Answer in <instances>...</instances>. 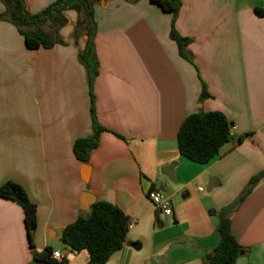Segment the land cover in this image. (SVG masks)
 <instances>
[{
  "label": "crops",
  "instance_id": "1",
  "mask_svg": "<svg viewBox=\"0 0 264 264\" xmlns=\"http://www.w3.org/2000/svg\"><path fill=\"white\" fill-rule=\"evenodd\" d=\"M24 1L38 14L56 0ZM181 1L175 30L191 39L190 60L171 38L172 15L150 0L95 4L92 103L79 58L88 38H75L78 13H65L63 44L31 50L1 18L0 0V187L20 184L37 209L31 249L22 208L0 197V264H47L33 259L47 248L60 252L58 264H87L88 252H73L61 233L98 201L129 218L123 247L105 264H203L220 241L211 210H229L244 248L237 264H264V0ZM202 83L211 97L200 103ZM198 111L221 112L233 127L205 165L182 157L177 139ZM94 119L105 131L85 181L73 146L94 134ZM172 163L175 182L162 173ZM152 189L171 198L172 215L155 210ZM85 192L95 198L87 208Z\"/></svg>",
  "mask_w": 264,
  "mask_h": 264
},
{
  "label": "trees",
  "instance_id": "2",
  "mask_svg": "<svg viewBox=\"0 0 264 264\" xmlns=\"http://www.w3.org/2000/svg\"><path fill=\"white\" fill-rule=\"evenodd\" d=\"M112 0H56L38 14H31L24 0H1L5 6V13L1 18H8L18 28L25 39L28 49H51L56 44H63L58 32L68 24L67 11L78 13L75 38L81 35L88 38L86 50L80 54V61L89 74V84L92 95V87L98 76V61L95 54L94 39L97 32L94 6L97 2L108 3ZM136 2L138 0H127ZM163 12L172 15L171 38L176 41L180 55L190 60L187 48L192 42L189 38L181 37L175 30V22L179 16L181 0H150ZM262 15L261 10H256ZM202 93L199 102L210 98L206 86L202 83ZM92 103L94 102L93 95ZM231 124L221 112L204 113L198 111L188 116L178 132L179 153L182 157L195 163L205 165L216 158L221 148L231 139ZM105 131L94 119V134L91 137L78 139L73 146V152L77 160L83 164L89 162L90 155L99 145L100 134ZM120 137V136H119ZM246 136L240 137L243 141ZM122 138V137H120ZM263 176V175H261ZM251 179L248 188L240 200L252 190L260 177ZM0 197L16 202L23 210L24 223L31 249H34L33 235L37 227V209L25 189L18 183L9 181L0 187ZM212 215L219 218L217 232L219 244L209 251L203 264H237L244 252V248L238 243L231 230L229 210L216 212L211 210ZM129 228V218L117 206L104 201H98L93 205L92 214L87 218H79L73 224L62 231V242L71 248L73 252L86 251L89 254L87 264H105L119 251L126 240ZM52 249L45 252L33 253V259L47 264H58L52 258ZM60 264H64L61 262Z\"/></svg>",
  "mask_w": 264,
  "mask_h": 264
},
{
  "label": "built area",
  "instance_id": "3",
  "mask_svg": "<svg viewBox=\"0 0 264 264\" xmlns=\"http://www.w3.org/2000/svg\"><path fill=\"white\" fill-rule=\"evenodd\" d=\"M233 130L231 127L230 133ZM147 198L151 201L155 210L158 213L164 215H172L173 214V206L172 201L169 196H167L162 190L160 189H152L147 193ZM52 258L55 260H61L62 256L60 252H55L52 254Z\"/></svg>",
  "mask_w": 264,
  "mask_h": 264
},
{
  "label": "water",
  "instance_id": "4",
  "mask_svg": "<svg viewBox=\"0 0 264 264\" xmlns=\"http://www.w3.org/2000/svg\"><path fill=\"white\" fill-rule=\"evenodd\" d=\"M175 166H176V163H172L171 165L162 168V173L165 176H167L169 178V180L172 182H175V177H174ZM90 172H91V169H90L89 165L83 164V166H82V177L85 181L89 180ZM94 202H95V198H94L92 193L85 192L83 194L82 203H83V206L85 208H87L89 204H92ZM91 214H92V212H91ZM91 214L89 216H87L86 218L88 219L91 216ZM61 235H62V233H61ZM127 245H129L133 248H140V245L137 243H127ZM241 255H243V252H241Z\"/></svg>",
  "mask_w": 264,
  "mask_h": 264
}]
</instances>
